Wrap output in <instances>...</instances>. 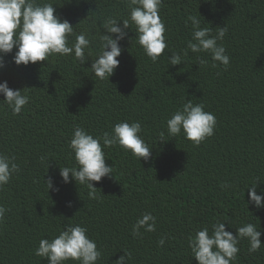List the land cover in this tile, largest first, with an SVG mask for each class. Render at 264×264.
<instances>
[{
  "label": "trees",
  "instance_id": "trees-1",
  "mask_svg": "<svg viewBox=\"0 0 264 264\" xmlns=\"http://www.w3.org/2000/svg\"><path fill=\"white\" fill-rule=\"evenodd\" d=\"M0 264H264V0H0Z\"/></svg>",
  "mask_w": 264,
  "mask_h": 264
}]
</instances>
